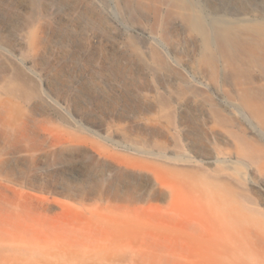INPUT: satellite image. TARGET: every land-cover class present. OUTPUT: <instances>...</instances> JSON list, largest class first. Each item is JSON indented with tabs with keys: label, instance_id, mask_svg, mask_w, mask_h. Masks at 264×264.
I'll return each instance as SVG.
<instances>
[{
	"label": "rangeland",
	"instance_id": "obj_1",
	"mask_svg": "<svg viewBox=\"0 0 264 264\" xmlns=\"http://www.w3.org/2000/svg\"><path fill=\"white\" fill-rule=\"evenodd\" d=\"M5 2L0 264H264V173L215 161L224 159L216 143H229L209 129L199 102L182 104L176 127L153 116L150 78L116 43L133 30L117 0H41L49 18L37 23L36 50L22 56L17 34L28 2ZM173 33L166 50L187 59L190 37ZM7 56L30 75L22 87L6 77ZM164 159L199 164L206 177L163 176ZM226 166L230 177L220 182L213 172Z\"/></svg>",
	"mask_w": 264,
	"mask_h": 264
},
{
	"label": "bare ground",
	"instance_id": "obj_2",
	"mask_svg": "<svg viewBox=\"0 0 264 264\" xmlns=\"http://www.w3.org/2000/svg\"><path fill=\"white\" fill-rule=\"evenodd\" d=\"M5 1L8 6L13 2ZM40 1L27 0L24 26L17 34L20 41L18 54L21 56L36 50L37 23L49 18V11L43 13L39 9ZM117 2L121 17L133 30L124 33L123 39L116 43L119 48L128 53L130 51L150 78L149 86L158 113L153 116L156 119L165 118L167 127L172 126L173 122L176 123L177 110L186 100L199 102L207 111L209 129L218 131L229 143L225 149L221 146L222 142L216 143V155H223L224 159L216 156L215 161L253 165L257 173H264V143L261 139L264 136V0H244L242 3L234 0H214L212 3L203 0ZM175 27L191 39L192 49L187 59L177 53L171 56L166 50L173 48ZM141 33L155 34L159 41L154 43L142 38ZM5 49L0 40V52ZM7 60L6 77L16 82L17 88L22 87L23 82L31 79L30 75L13 58L7 56ZM159 77L160 80L167 78L170 83L157 86L153 80L157 81ZM137 122L142 123L143 118ZM255 129L261 136H254ZM198 160L204 163L211 161ZM167 165L169 167L162 166L164 172L158 173L185 178L181 182L200 178L206 172L199 164L186 167L178 163L170 167L171 162H167ZM231 168L221 167L213 173L220 182H226L228 178L225 177H230L227 170ZM198 186L195 189L201 190ZM208 188L211 189V186ZM207 219L211 221L210 217Z\"/></svg>",
	"mask_w": 264,
	"mask_h": 264
}]
</instances>
